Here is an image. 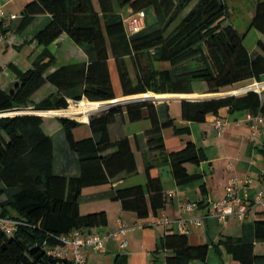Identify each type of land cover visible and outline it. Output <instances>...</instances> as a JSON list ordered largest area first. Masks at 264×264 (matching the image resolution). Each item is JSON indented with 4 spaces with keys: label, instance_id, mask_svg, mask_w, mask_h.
Listing matches in <instances>:
<instances>
[{
    "label": "trees",
    "instance_id": "16d2710c",
    "mask_svg": "<svg viewBox=\"0 0 264 264\" xmlns=\"http://www.w3.org/2000/svg\"><path fill=\"white\" fill-rule=\"evenodd\" d=\"M31 0L21 12L17 30H26L36 17L48 16L47 24L33 39L42 52L23 72L13 64L8 69L17 82L9 92L0 88V115L14 111L65 110L68 100L105 102L116 99L108 61L112 56L121 87V97L154 93L190 94L193 82H204L207 93L225 92L243 81H264V42L258 40L259 51L251 53L244 44L246 32L239 33L228 19L224 0ZM131 13L151 10L154 22L134 35L126 32L120 11ZM264 38V0L258 1L248 25ZM65 34L85 53L81 63L59 65L49 46ZM126 58L134 70L131 77ZM169 68L159 69L157 65ZM0 67V73L2 72ZM56 92L32 104L31 97L43 85ZM262 94L248 91L241 95L199 102L181 103L184 120L202 123L208 115L222 108L229 112L244 111L252 116L264 113ZM23 113L0 118V218L19 224L11 233L0 227V264H73L50 254L61 245L58 240L74 230L90 232L107 226L103 211L81 215L82 190L112 182L119 175L137 171L134 152L126 137L113 141L109 127L117 120H148L145 132L148 147L145 154V186L115 190L111 199L139 219L156 215L165 204L161 181L157 174L160 157L171 167L177 185L197 180L188 174L185 164H198L203 153L188 142L182 149L167 151L188 134L189 128H176L166 104L150 102L116 108L91 116L87 123L91 136L76 140L74 131L82 126L74 119H57L68 149L77 157V176H64L54 170L56 155L52 138L43 129L44 118ZM125 115V116H124ZM173 129V137L165 140L163 131ZM241 239L227 237L226 252L240 264H264V255L254 254V243L264 242V220L244 227ZM248 230V231H246ZM160 247L170 252L165 264L205 262L208 246H192L185 234H168ZM118 257L115 264H125ZM87 264V261H86Z\"/></svg>",
    "mask_w": 264,
    "mask_h": 264
},
{
    "label": "crops",
    "instance_id": "0c3cea01",
    "mask_svg": "<svg viewBox=\"0 0 264 264\" xmlns=\"http://www.w3.org/2000/svg\"><path fill=\"white\" fill-rule=\"evenodd\" d=\"M30 1L0 0V9L4 13L1 23L4 40L0 42V67L3 69L0 73V88L6 92L11 91L17 82L16 76L8 69V66L13 64L25 72L32 67L33 61L43 50V47L34 41L33 36L47 24L48 16H38L26 30L21 32L17 30L21 12ZM123 12H127V15L131 14L129 8H123L120 11L123 18ZM12 15L16 18L11 19ZM153 22V12L150 16L146 12L144 28ZM258 40L264 42V38L259 33ZM62 48L64 49L63 60L60 61L57 51ZM49 50L56 57L59 65L81 63L87 60L83 50L73 44L65 34L53 42ZM256 52L258 51H252V53ZM126 62L131 75L130 59L126 58ZM108 68L115 96L120 98L121 87L112 56L109 58ZM111 68L116 71V79L113 77ZM246 83L247 85L243 87H235ZM256 83L255 80L243 81L227 88L226 91H243ZM191 89L192 93L182 95L194 96L197 98L196 101L195 98H189L187 101L171 100L158 104H166L176 128H189V133L180 136L176 144L166 147L167 151L180 150L188 142L195 144L202 150L203 159L198 164L187 163L185 168L188 174L200 177L193 182L177 185L171 173V167L165 161V155L157 156L161 159L157 174L164 194V207L158 210L156 215L150 213L144 219H139L135 213L124 210L119 201L111 199V194L115 190L145 186L147 180L144 172L145 154L148 150L145 132L150 128V122L148 120L129 122L125 115L124 122L117 120L109 127L110 136L113 141L122 137L129 139L136 158L137 171L130 175H119L107 184L84 188L79 210L81 215L105 212L107 226L92 229L91 232L102 235L123 226L125 229L123 238L127 246L121 249L118 240H110L102 253L86 250L87 264H115L118 257H125V264H165V258L170 252L163 250L160 242L165 235L174 233L185 234L192 246H208L205 262L194 261L191 264H240L226 252L223 241L227 237L241 239L245 234L246 225L264 220V208L251 207L242 221L229 217L223 224L211 215L212 205L225 197V190L233 180L245 178L249 180L245 187L239 185L236 190L239 198L249 204L254 203L260 193H264V123L258 127V132L255 134L248 121L250 114L244 111L231 113L228 108H222L216 115H208L202 123L186 121L182 117L181 103L205 101L209 99L200 97L210 96L207 93L206 84L193 82ZM262 89L258 93L262 94L261 98L264 101V88ZM55 92L56 89L52 85L45 84L33 94L31 102L36 104ZM35 97L37 99L34 100ZM30 108L32 106L28 107ZM216 122L222 125L221 130L215 128ZM48 128L51 130L43 127L45 133L53 140L56 155L55 172L68 177L77 176L79 173L77 157L68 149L59 123L56 125L54 122H48ZM53 130L60 133L57 141L54 135L49 133ZM77 130H81L80 138H76ZM173 133V129H166L163 131V138L168 140L173 137ZM90 136L91 132L87 123H83L74 131L76 140ZM187 204L192 205L190 210L184 208ZM194 220H199L200 225H195ZM254 254L264 255V242L254 243Z\"/></svg>",
    "mask_w": 264,
    "mask_h": 264
},
{
    "label": "built area",
    "instance_id": "2783aa9c",
    "mask_svg": "<svg viewBox=\"0 0 264 264\" xmlns=\"http://www.w3.org/2000/svg\"><path fill=\"white\" fill-rule=\"evenodd\" d=\"M3 18L4 13L0 9V42L4 40V34L1 29ZM15 18L16 17L14 15L11 16V19ZM145 19V11H140L133 14L131 13L126 18L124 17L123 23L126 32L129 35L139 33L144 29ZM79 103L80 102H74L71 100L69 102V106L77 107ZM69 109L67 108L65 110L33 111L30 113L44 116L42 115V113L48 112L51 114L47 115V117H66L75 119V116H68L59 113L68 111ZM88 121L89 119L85 123H88ZM248 121L251 124V129L256 134L258 132V127L264 123V113L258 114L256 116L249 115ZM215 128L217 130H221L222 125L219 122H216ZM248 182L249 180L247 178L242 180H233L225 190V197L222 200L213 203L211 215L215 217L219 222L224 224L229 217H234L237 221H242L244 215L251 207L254 208L256 206H261L262 208H264V193H260L257 199L252 204L247 203L237 195V187L239 185L245 187ZM184 208L190 210L192 208V205L187 204L184 206ZM193 222L197 226L200 225L199 220H194ZM18 224L19 223L15 220L0 218V227L7 233L13 232ZM124 232L125 229L123 226L119 227L115 231H110L102 235L91 231L87 232L83 230H74L68 235L60 237L58 240L60 241L61 245L52 249L50 251V254L59 258H65L71 261L73 264H86L87 258L85 251L90 250L94 253H102L105 250L106 243L110 240H118L120 248H126L127 242L123 238Z\"/></svg>",
    "mask_w": 264,
    "mask_h": 264
},
{
    "label": "rangeland",
    "instance_id": "374dc122",
    "mask_svg": "<svg viewBox=\"0 0 264 264\" xmlns=\"http://www.w3.org/2000/svg\"><path fill=\"white\" fill-rule=\"evenodd\" d=\"M258 1H261V0H224V3L227 6V12H228V19H227L225 24L232 25L239 33L246 32V36L244 38V44H245L246 48L248 49V51L251 52V53H252L253 50L259 51L258 46H257L258 33L254 29H251V30L247 31L248 25H249L250 20H251L253 14L255 12V7H256V4H257ZM195 2H196V0H195ZM195 2H193L187 8V10L183 13V16L192 8V6L194 5ZM123 14H124L125 18L128 16L127 12H123ZM147 14H148V16L152 15V11L151 10H147ZM63 52H64L63 48L60 49L59 51H57V56L60 57V61L63 60V57H62L63 56ZM157 66H158L159 69H167V68H169V66L167 64H159ZM130 68H131L130 69L131 76L134 78V70H133L132 67H130ZM111 69L113 71V77H114V79H116L117 78L116 71L113 70V68H111ZM198 83H201V84L205 85L204 82H198ZM245 85H247V83L246 84H240V85L235 86V87H243ZM261 90H263V89H261ZM225 92H227V91H225ZM222 93H224V92H222ZM37 96H39V95H37ZM121 98H124V97H120V98H116V99H121ZM35 99H37V97H35L34 100ZM150 103H152V102H150ZM152 104H158V103H152ZM69 108H70V106H68V109ZM19 112L20 113H22V112L23 113H30V112H33V110L30 108V109H27V110H19V111H14V112H11V113L14 114V113H19ZM99 114H101V113H99ZM95 115H98V114H95ZM91 116H94V115H91ZM91 116H89L88 119ZM74 120H76V121H78L80 123H85L87 121V120L86 121L78 120L76 118ZM48 122H54L56 125L58 123L57 119L54 118V117H45L44 118L43 127L46 130H51V128H48ZM49 133L54 135V138H55L56 141L60 137V133L57 130L49 131ZM75 135H76V138H80L81 130H77L75 132Z\"/></svg>",
    "mask_w": 264,
    "mask_h": 264
},
{
    "label": "bare ground",
    "instance_id": "6f19581e",
    "mask_svg": "<svg viewBox=\"0 0 264 264\" xmlns=\"http://www.w3.org/2000/svg\"><path fill=\"white\" fill-rule=\"evenodd\" d=\"M252 87L255 89H259V88L261 89L262 87H264V84H261V85L254 84ZM185 98H195V97L185 96L182 94L181 95H177V94L175 95H156L154 93H146L145 95L124 97L121 99H116L113 101H105V102H90L87 100H82L80 101L77 107L71 106L68 111H64L62 113L59 112V113L68 115V116H75V118L78 120L86 121L89 116L106 112L108 109L112 107H116L118 105H123V104L133 105V104H139L142 102L158 103L159 101L181 100ZM200 98H210V96L208 95V96H204ZM194 100L196 101L197 98H195ZM43 113L51 114L48 112H43Z\"/></svg>",
    "mask_w": 264,
    "mask_h": 264
},
{
    "label": "water",
    "instance_id": "95a60500",
    "mask_svg": "<svg viewBox=\"0 0 264 264\" xmlns=\"http://www.w3.org/2000/svg\"><path fill=\"white\" fill-rule=\"evenodd\" d=\"M258 85H261V84H264V82H261V83H256ZM264 88V87H262ZM261 88V89H262ZM260 88L259 89H255L253 87H250V88H247L243 91H234V92H224V93H216V94H210V98H208L209 100H212V99H222V98H226V97H232V96H236V95H239V94H242V93H246L248 91H255V92H259L261 90ZM164 95H167V94H164ZM189 98H185V99H181V101H187ZM116 100V99H114ZM113 101V100H111ZM159 102H165V101H159ZM158 102V103H159ZM142 103H146V102H142ZM131 104H123V105H118L116 107H112L110 109H108L107 111H110V110H113V109H116V108H124V107H128L130 106ZM18 114H23V113H15V114H4V115H0V118L1 117H7V116H12V115H18ZM61 118H64V117H61Z\"/></svg>",
    "mask_w": 264,
    "mask_h": 264
}]
</instances>
